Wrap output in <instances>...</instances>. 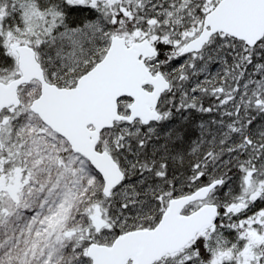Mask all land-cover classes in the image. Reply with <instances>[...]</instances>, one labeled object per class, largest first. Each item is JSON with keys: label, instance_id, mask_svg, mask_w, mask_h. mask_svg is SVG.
Masks as SVG:
<instances>
[{"label": "rangeland", "instance_id": "1", "mask_svg": "<svg viewBox=\"0 0 264 264\" xmlns=\"http://www.w3.org/2000/svg\"><path fill=\"white\" fill-rule=\"evenodd\" d=\"M123 1L125 3L110 6L104 0H0V80L11 81L19 76L15 47L30 42L37 49L47 79L60 86H74L78 78L104 56L111 37L121 35H110L112 17L108 13L115 16V9L119 11L122 7L132 10L131 4L141 7L143 14L133 30L122 36L130 41L148 37L160 45L158 49L169 45L178 52L202 31L205 15L220 0ZM96 4H100L99 9ZM73 5L85 7L87 18L75 27L65 17L66 10ZM91 8L96 12L92 17ZM262 48L264 40L260 46L250 48L244 42L218 33L202 51L182 57L177 63L168 54L169 58L163 61H147L154 71L168 66L167 75L172 80L168 92L171 96L182 87L184 99H179L177 105L166 102L163 121L161 118L149 125L141 124L140 120L118 122L101 133L99 148L107 149L126 175L109 200L103 194L101 173L84 155L75 152L66 138L45 125L31 108L41 94V84L33 81L20 87L21 105L0 110V264H91L87 242L84 244L87 237L91 242L111 244L117 237L115 228L124 229L122 233L133 228L129 221L139 218L142 222L136 228L154 223V217L164 212L169 200L182 193L175 194V185L170 181L153 180L152 166L145 156L153 150L163 156L165 153L151 143L150 137L161 130L170 138L175 127H180L181 131L186 129L188 116L179 121V113H174L173 108H182L181 104L188 106L189 101L196 105L197 114L201 110L221 114L222 119L213 118L206 125L198 124V136L208 145L218 136L223 146L218 148L221 154L240 153L237 157L233 155V163H240L244 168L239 169V187L244 191L250 173L248 157L259 158L256 169L259 173L264 171V143L257 146L244 134L242 126L244 118L253 115L247 125L254 122L250 126L253 134L264 140V62L258 63L255 59L261 55ZM220 77L226 82L228 91L220 100L219 108L217 111L211 107L202 108L199 91L214 85L212 82ZM129 103L127 99L121 103L125 114ZM167 124L170 129L164 128ZM193 135L190 129L181 136L184 148ZM206 148L202 146L197 151L203 153L206 160L218 159L217 152ZM156 167L163 173L166 166L156 162ZM136 171L143 172V178H136ZM167 172L173 177L171 167ZM254 186V196L249 201L260 196L264 204V186L261 188V183ZM217 197L215 192L206 201L196 202L191 207L218 204ZM241 208L236 204L228 205L225 212L218 215L220 222L217 218L212 227L197 236L208 241L216 257L212 264H264V255L255 262L250 261L253 256L249 258V254L244 258L241 248L244 243L240 241L264 247V205L243 218L238 216ZM221 232L228 235L224 243L219 242ZM193 241L155 264L191 261L197 257L196 252H191ZM238 248L242 249L239 251L241 258L236 259L234 254L238 255Z\"/></svg>", "mask_w": 264, "mask_h": 264}, {"label": "water", "instance_id": "2", "mask_svg": "<svg viewBox=\"0 0 264 264\" xmlns=\"http://www.w3.org/2000/svg\"><path fill=\"white\" fill-rule=\"evenodd\" d=\"M256 46L264 38V0H220L204 18L202 31L189 40L180 55L200 52L219 33ZM21 74L6 83L0 80V109L20 106L19 88L32 80L41 83V94L31 105L42 121L65 137L75 152L84 155L101 173L103 193L109 197L125 179V173L108 150H98L101 133L116 122L158 121L159 100L171 82L153 73L147 60L159 53L150 38L130 41L114 35L105 55L82 74L71 87L49 82L37 51L29 44L16 45ZM131 99L129 113L120 111V99ZM221 183L214 180L191 193L171 198L152 228L119 234L111 244L92 242L87 248L91 264H155L168 254L190 244L199 233L213 226L219 214L216 203H204L186 212L196 202L207 200Z\"/></svg>", "mask_w": 264, "mask_h": 264}, {"label": "trees", "instance_id": "3", "mask_svg": "<svg viewBox=\"0 0 264 264\" xmlns=\"http://www.w3.org/2000/svg\"><path fill=\"white\" fill-rule=\"evenodd\" d=\"M104 1H108V4H110V6L112 5L115 6L116 4L125 3L123 0H117V1L116 0H104ZM96 5H99V6H96L97 9H99L100 4H96ZM130 6L132 7V10L131 9L129 10L128 8H124V7H122L121 10L119 11L115 9L116 11L113 13L115 16H112L110 13H108L109 17H112L110 21V25H109V32L111 31L110 35L117 34V33L121 35H125L126 33H129L130 31L133 30L136 22L139 21L140 16L143 14V10L141 7H136L134 4H131ZM93 9L94 8H91L90 17L96 14V12H93ZM126 9L128 11H125ZM66 11H68V13L67 15H65V17L68 19V21H70L72 27L82 25L87 19L84 14L86 11V8L85 7L81 8L80 5H76V6L73 5L72 7H69V9ZM117 14L120 15V18L116 17ZM261 43L258 44L257 46H260ZM28 44L31 45L30 42ZM160 50L163 51L164 56H167V54L170 57L174 56L175 63L179 61L176 57L177 49H175L174 47L165 45V47L160 48ZM259 52L261 53V55L259 57L255 56L256 62L258 63L264 62V48L260 49ZM99 60L100 58L96 62H98ZM231 62L233 64L234 61H232L231 59ZM172 67H174V65H172ZM214 85L208 86L204 90L199 91L198 93L199 103L201 102L202 108H207V107H211V109L219 108L220 100L222 99L224 94L227 93L228 91L227 87H223V88L221 86L215 87ZM202 86H205V84ZM172 95H171V102H172L171 104H173L174 99H177V98L184 99L183 96L185 95V92H182L181 94L176 92ZM176 101L178 104L179 103L178 100ZM188 104H191L192 106H194V108H191L189 106H187V108L195 109L196 111L194 112H198L197 107L194 103H191L189 101ZM183 106L184 105L181 104V107ZM189 114L190 112L187 113L186 116ZM218 114L219 113H215V112L213 114L212 112L206 113L203 110H201V113H198L196 117L194 118V120L196 121L190 123L189 118L186 120L185 123L188 124V127L186 129H182L181 131L180 127L178 128L179 130L175 127L174 130L172 131L170 138L169 136L165 137V134L167 133L160 130V132H158L156 135H152L150 137V141L152 144H154L157 147V149H159V151H164L165 156H163L160 153L158 154L157 152L158 150L157 151L153 150L152 153L158 156L153 157L152 153H148L146 154L145 158L148 161L147 162L148 165L152 166L150 170V174L151 176L152 175L154 176L153 180L154 181L166 180L168 182L169 181L172 182L175 185L174 187L176 191L175 194L177 193L183 194L189 191H193L197 187L208 184L214 180L220 179L221 184L214 190L216 193H218L217 203L220 207V213H219V216H220L221 214L225 212V209H227V206L230 204H236L240 206H242V204H246L248 206L247 210L256 208V206L259 204V200H255V201L252 200V202L249 200L250 198L254 196L252 192V189H254L253 187H255L254 185L255 184L259 185L262 181H264V171H261V173H259V171H257L256 169L255 165L260 163L259 158L256 160L255 155H252L251 159L250 157H248L249 162L247 164L250 167V169L248 170L250 171V173L248 174L249 176L246 182V189L244 191H241V187H239V184H240L239 175H240V170H243L244 168L240 167L241 166L240 163L238 164L233 163L235 161L233 160L234 159L233 155L237 157L239 156L240 153L231 152L230 156H228L227 154H223V153L221 154V152L218 150V148L223 147L221 145V142L215 141L213 139L212 140L213 144L208 145L207 143L206 144L203 143V139L198 136V131H199L198 124L203 122L204 125H206L210 120H213V118L218 119L217 117L219 116ZM252 116L253 115H250L244 118L242 122V126L244 128V134L250 136L252 140L256 142V145L258 146V145L263 144L264 140H262L257 135L253 134L254 131L251 129V127L254 124V122H250L249 125H247L248 121L252 118ZM180 123L178 125H180ZM190 129L193 131L194 135L189 138L191 141L189 142V145L184 148L183 143H182L183 138H181V136L182 137L185 136L186 131ZM173 139H176L175 143L172 142ZM202 146L203 148L207 147L205 150L210 149L211 151L213 150L215 153L217 152V154L220 155V156L216 155L218 159L206 160V158H203V153H200L197 151L199 148H202ZM156 162L158 164L166 166L163 170V173L162 171L157 170L158 166L156 167ZM137 166L139 167V170L142 171L143 169L142 165L138 163ZM169 167H171V171H173V175H172L173 177H171L170 174L167 172V169L169 170ZM136 178L138 179L143 178V172L137 173L136 171ZM167 201L168 199L164 201L165 205L167 204ZM160 216H161V213L159 212L154 217L155 219L154 223L148 222L150 224H144L143 227H151L155 225V223L159 220ZM217 218L219 219L217 221L219 223L220 218L219 217ZM129 222L131 223L130 226H133V228H136L137 226H139V224H141L142 221L138 218L137 220L129 221ZM144 223H147V222L144 221ZM133 228H130V230H132ZM123 230L120 228H115V231H116L115 236H118L119 234H121ZM218 238L220 240L219 241L220 243H224V239L225 238L227 239L228 235L221 232V235ZM91 240L92 239L90 237L89 239L87 237V240L85 239L84 244H86L87 242L86 245H89ZM229 241H232V240H229ZM240 241H243V240L240 239ZM193 242L194 243L192 245L191 252L192 254L196 252L197 257H194V259L192 258L191 261H187L182 264H212L214 260L216 259V257H213L212 252L210 251L209 246H208V241L202 237H197V239H195ZM211 243L212 245L210 246L213 247V242ZM259 248H260L259 250H261V255H262L261 258H263V255H264L263 248L264 247L262 245ZM240 250L242 251L241 248H238L237 250L238 255L234 254V257L236 259L237 257L241 258L239 255ZM172 263L175 264L176 262H172Z\"/></svg>", "mask_w": 264, "mask_h": 264}, {"label": "flooded vegetation", "instance_id": "4", "mask_svg": "<svg viewBox=\"0 0 264 264\" xmlns=\"http://www.w3.org/2000/svg\"><path fill=\"white\" fill-rule=\"evenodd\" d=\"M215 36V35H214ZM214 36L211 38V40L214 38ZM231 37V36H230ZM233 39H235L234 37H232ZM235 40H237V39H235ZM237 41H239V40H237ZM242 42V41H241ZM159 45H156V47H157V49L159 48L158 47ZM184 47V46H183ZM182 47V48H183ZM159 50V53L155 56V57H153V58H150V59H148V62H149V60L150 61H154L155 59H159V60H161V61H163L165 58H169L168 56H164L163 55V51H161L160 49H158ZM180 52V51H179ZM179 52L177 53V55H176V57H177V59L180 61L181 60V58L182 57H184V56H181V55H179ZM174 57V56H173ZM171 58V57H170ZM170 60V59H169ZM41 61V60H40ZM171 66V65H170ZM170 66H169V70L171 71V69H170ZM172 67V66H171ZM19 68V67H18ZM162 68H163V70H160V71H154V70H152V72L153 73H162V74H164L165 76H166V78L168 79V80H170V82H171V86H172V80H171V77H168V75H167V71H168V66H162ZM20 69H19V75H20ZM45 73H46V71H45ZM10 81V80H9ZM9 81H5V82H9ZM33 82V81H32ZM32 82H30V83H32ZM34 82H36L37 84H40L38 81H36V80H34ZM29 83V84H30ZM212 83H218V84H220L221 85V87H226V82H224V80H223V78L222 77H220V79L219 80H217V81H214V82H212ZM222 83H224V84H222ZM23 86H26V85H23ZM22 86V87H23ZM182 87H180V88H177V92L178 93H181L182 92ZM183 92H185V91H183ZM173 96V95H172ZM127 99V101H130V103H131V99H129V98H126ZM124 100V98H122L121 100H120V107H121V111H122V101ZM176 100H179V98H177V99H174L173 100V105H177V101ZM166 102L167 103H172L171 102V96H170V94H169V92L168 91H166V92H164L163 94H162V96H161V98H160V100H159V104H158V111H159V113H160V118L159 119H161L162 118V121L165 119V117L163 116L164 115V113H165V110L167 109V106H165V104H166ZM130 103H129V105H130ZM129 105H128V113L130 112L129 111ZM188 106L189 107H191V108H194V106H192L191 104H188ZM191 108H187V106H186V104L182 107V108H176V107H174L173 108V111H174V113H176V114H178V116H179V121H182V119L183 118H185L186 117V114L187 113H189L190 112V114L189 115H187V116H189L188 118H189V120H190V123L191 122H194V121H196V120H194V118L196 117V115H197V112H194V111H196L195 109H191ZM216 111H217V109H215ZM212 112V114L215 112H213V111H211ZM215 113H218V111L217 112H215ZM219 116H217L218 117V119L219 118H221L222 119V117H221V114H218ZM184 116V117H183ZM193 120V121H192ZM165 129H170V126L167 124L165 127H164ZM164 132V131H163ZM264 186V181H262L261 182V188ZM261 192V191H260ZM262 193V192H261ZM256 198V200H260V204H258L257 206H256V208H253V209H251V210H247V208H248V206L246 205V204H242V206H240V207H242L241 208V211H239V214H238V216L240 217V218H243V217H247L248 215H250L254 210H256L257 208H258V206L259 205H264L263 203H261L262 201V199L260 198V196H259V198L258 197H255ZM3 211V210H2ZM191 210H187L186 212L188 213V212H190ZM241 212V213H240ZM220 213V212H219ZM242 243H244V245H246L247 247H244V246H242L241 248L242 249H244V258H246V255H250L249 256V258L250 257H252L253 256V259H251L250 261L251 262H255L256 260H258V258H260V257H262V255H260V254H257V252H261V250H259L260 248L258 247V245L257 244H255V242H251V241H248L249 243H247L246 241H241ZM256 245V246H255ZM245 249H246V251H245ZM261 259V258H260Z\"/></svg>", "mask_w": 264, "mask_h": 264}, {"label": "bare ground", "instance_id": "5", "mask_svg": "<svg viewBox=\"0 0 264 264\" xmlns=\"http://www.w3.org/2000/svg\"><path fill=\"white\" fill-rule=\"evenodd\" d=\"M228 117V116H227ZM230 118H232L233 119V117L232 116H230ZM220 138L218 137V136H216L215 138H214V140L215 141H218ZM222 144V143H221ZM225 144H227V143H225ZM220 180V179H219ZM103 189H104V185H103Z\"/></svg>", "mask_w": 264, "mask_h": 264}]
</instances>
